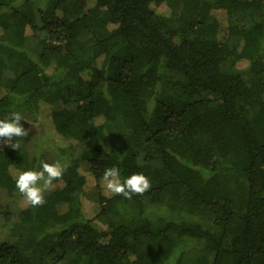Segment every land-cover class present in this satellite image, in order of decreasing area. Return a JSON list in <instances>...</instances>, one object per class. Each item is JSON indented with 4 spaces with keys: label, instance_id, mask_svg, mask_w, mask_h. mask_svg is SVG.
I'll use <instances>...</instances> for the list:
<instances>
[{
    "label": "trees",
    "instance_id": "trees-1",
    "mask_svg": "<svg viewBox=\"0 0 264 264\" xmlns=\"http://www.w3.org/2000/svg\"><path fill=\"white\" fill-rule=\"evenodd\" d=\"M10 111L61 146L0 138V264H264V0H0ZM57 160L20 207L17 170ZM113 166L150 188L103 196Z\"/></svg>",
    "mask_w": 264,
    "mask_h": 264
},
{
    "label": "clouds",
    "instance_id": "clouds-1",
    "mask_svg": "<svg viewBox=\"0 0 264 264\" xmlns=\"http://www.w3.org/2000/svg\"><path fill=\"white\" fill-rule=\"evenodd\" d=\"M21 121H25L19 111H10L6 117L0 118V138L4 143H10L18 149L19 144L13 143L16 138L27 136L28 132ZM64 172V165L60 161L52 163L41 161L38 168L17 170L14 181L20 194L26 202L36 206L45 202L44 192L54 179L60 178ZM102 180L106 189L115 194L131 197L134 193H143L150 188V181L143 173H132L122 176L118 167H108L104 170Z\"/></svg>",
    "mask_w": 264,
    "mask_h": 264
},
{
    "label": "rangeland",
    "instance_id": "rangeland-1",
    "mask_svg": "<svg viewBox=\"0 0 264 264\" xmlns=\"http://www.w3.org/2000/svg\"><path fill=\"white\" fill-rule=\"evenodd\" d=\"M162 11H165V8H161ZM167 77V75H166ZM202 98H207V99H211V100H217V97L213 96V95H209L206 93L201 94ZM64 108V106L61 103H56L54 105H52V109L53 110H60ZM25 121H21L22 126L27 129V131L33 132L35 134V136L40 137L42 136L43 139L40 140L41 141V145L42 146H47L51 149L56 150L57 147L61 146V144L59 143L56 144V140L52 137V136H48L46 135V132L44 131L43 127H40V125L36 122V118L34 115L32 114H28L23 116ZM121 133V132H120ZM120 133H116L114 134V137L118 138L120 136ZM2 144L4 145V141L2 142ZM89 147V144H82L79 145L77 147V152L79 153L80 151H82L83 149H86ZM97 194V190L95 187L94 182L90 181L89 184L86 186L85 188V196L89 199H94L96 197ZM101 194L107 198L115 195V193H111L109 192L107 189H103L101 190ZM18 205L20 207H26L28 205V203L26 202L25 198H21L18 201ZM147 214L150 215L151 217H157L159 215H165L166 211L165 209H163L162 207L156 205V204H151L148 202H144ZM67 210V206L66 205H61L58 208V212H65ZM197 245L200 247L201 243L198 242ZM200 251V248L198 249V253ZM196 253L194 252L192 255H195Z\"/></svg>",
    "mask_w": 264,
    "mask_h": 264
}]
</instances>
